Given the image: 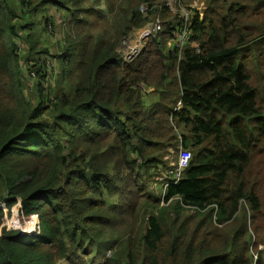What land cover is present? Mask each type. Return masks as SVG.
<instances>
[{
    "label": "trees",
    "instance_id": "trees-1",
    "mask_svg": "<svg viewBox=\"0 0 264 264\" xmlns=\"http://www.w3.org/2000/svg\"><path fill=\"white\" fill-rule=\"evenodd\" d=\"M177 1L0 0V264H264V0Z\"/></svg>",
    "mask_w": 264,
    "mask_h": 264
},
{
    "label": "built area",
    "instance_id": "built-area-1",
    "mask_svg": "<svg viewBox=\"0 0 264 264\" xmlns=\"http://www.w3.org/2000/svg\"><path fill=\"white\" fill-rule=\"evenodd\" d=\"M148 10V7L144 5L141 8V11L146 13ZM180 11L182 15L184 16L185 20H189L192 16V10L180 6ZM202 14V13H200ZM202 16V15H201ZM162 26L161 20H155L150 19L145 25L142 27L135 29L130 36L124 40L122 47L120 49L121 58L125 62H129L139 56V54L142 52V50L145 48L146 44L159 32L160 28ZM177 37L179 38L178 41L175 40L177 46H179L181 49L184 47V44L186 43L188 39V31L186 28L183 30L178 31ZM188 154L183 153L181 157L179 158L178 166L181 165V169H178L177 167L172 168L170 170V173L168 174L169 177H171L174 181H178L182 175V170L184 169V166L186 164ZM174 166V165H173Z\"/></svg>",
    "mask_w": 264,
    "mask_h": 264
},
{
    "label": "rangeland",
    "instance_id": "rangeland-1",
    "mask_svg": "<svg viewBox=\"0 0 264 264\" xmlns=\"http://www.w3.org/2000/svg\"><path fill=\"white\" fill-rule=\"evenodd\" d=\"M163 3L167 4L170 8V11L173 12V13H176L178 11H180V8H179V4H178V1L177 0H161ZM207 0H194L192 3H191V7H193L194 9H197L199 10L203 16V12H204V8H205V5L207 6ZM181 5H185V4H181ZM186 6V5H185ZM162 17V13H157V12H154V15H153V18L155 20H163L161 17ZM162 27V26H161ZM60 34L62 35V33L60 32V29L57 31V34L55 36H53V41L56 43L53 44L54 47H53V50L56 51L57 50V46H58V40L60 39ZM42 41H41V44H44L45 42L48 43L50 41V37L48 36V34L44 33L43 37H42ZM154 39V38H153ZM153 39H151L149 42H151ZM178 37L176 38V41H178ZM148 42V43H149ZM45 43V44H46ZM147 45V44H146ZM42 56L41 55H34L33 59H39L41 58ZM146 98V97H145ZM144 98V99H145ZM156 100V96H152L151 98H147L146 99V104L147 105H150L152 104L154 101ZM178 155L175 154V152L173 151V149H170V154L168 155L169 159H170V162H171V165H174L175 166V163L177 162L176 160V157ZM178 169H181V165L179 166H176ZM183 171V170H182ZM160 181L163 180L162 178H159ZM170 182H167L166 186L169 185ZM155 187V183H153L152 185V188ZM157 189V192L160 193L161 192V184L156 188ZM74 261H77V264H83V263H87L89 261V257L86 258V256H82L81 258H78V259H72V260H63L61 262H59V264H76V262Z\"/></svg>",
    "mask_w": 264,
    "mask_h": 264
},
{
    "label": "crops",
    "instance_id": "crops-1",
    "mask_svg": "<svg viewBox=\"0 0 264 264\" xmlns=\"http://www.w3.org/2000/svg\"><path fill=\"white\" fill-rule=\"evenodd\" d=\"M59 264V263H58Z\"/></svg>",
    "mask_w": 264,
    "mask_h": 264
}]
</instances>
